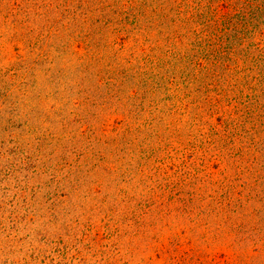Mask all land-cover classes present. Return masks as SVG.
<instances>
[{
	"label": "rangeland",
	"instance_id": "obj_1",
	"mask_svg": "<svg viewBox=\"0 0 264 264\" xmlns=\"http://www.w3.org/2000/svg\"><path fill=\"white\" fill-rule=\"evenodd\" d=\"M0 264H264V0H0Z\"/></svg>",
	"mask_w": 264,
	"mask_h": 264
},
{
	"label": "trees",
	"instance_id": "obj_2",
	"mask_svg": "<svg viewBox=\"0 0 264 264\" xmlns=\"http://www.w3.org/2000/svg\"><path fill=\"white\" fill-rule=\"evenodd\" d=\"M232 44L228 43L226 44V46L224 47V45H216V46H212V45H208V50L206 51V59L207 62H211L212 64H225L226 62H229V58L226 55L231 54V48H232ZM213 58V60H209V58ZM227 59V61H226ZM209 60V61H208ZM218 65H216L215 67H217ZM201 70H204L202 68H200ZM209 69L208 67H205V73L206 75L209 73Z\"/></svg>",
	"mask_w": 264,
	"mask_h": 264
}]
</instances>
